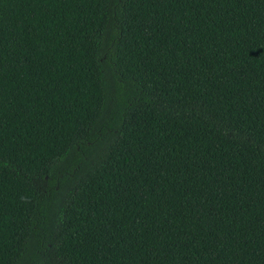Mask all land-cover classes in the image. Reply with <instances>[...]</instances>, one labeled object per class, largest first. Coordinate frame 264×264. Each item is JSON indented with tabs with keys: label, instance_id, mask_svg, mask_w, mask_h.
Segmentation results:
<instances>
[{
	"label": "trees",
	"instance_id": "1",
	"mask_svg": "<svg viewBox=\"0 0 264 264\" xmlns=\"http://www.w3.org/2000/svg\"><path fill=\"white\" fill-rule=\"evenodd\" d=\"M0 264H264V0H0Z\"/></svg>",
	"mask_w": 264,
	"mask_h": 264
}]
</instances>
